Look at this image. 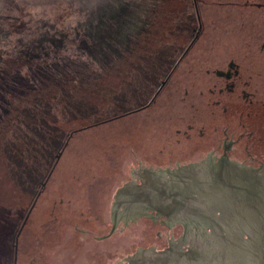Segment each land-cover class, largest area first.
<instances>
[{
  "label": "rangeland",
  "instance_id": "374dc122",
  "mask_svg": "<svg viewBox=\"0 0 264 264\" xmlns=\"http://www.w3.org/2000/svg\"><path fill=\"white\" fill-rule=\"evenodd\" d=\"M246 1L196 0L197 15L194 0H0V121L8 114L4 123L9 125L0 130V264H11L15 230L23 227L32 206L14 243H19L18 264H131L137 257L131 255L135 247H143L138 241L145 224L128 229L125 241L118 237L120 232L105 242L99 239L113 226L118 192L126 188L121 185L124 176L135 179L137 172L155 177L151 171L168 167L166 163L140 161L155 156L165 143L163 136L168 132L164 130L172 115L185 113L193 118L200 114L204 118L210 114L203 113L205 110L216 108L213 102L217 97L209 93L220 86L215 71H223L225 60L238 64L239 75L248 83L247 92L256 95V105H242L237 113L252 110L250 123L257 133L264 132V11L244 8ZM189 25L195 30L201 26L199 36L190 32ZM176 47L181 50L173 59L170 52ZM189 47L183 61L173 64ZM138 53L141 57L134 62L138 65L133 66L137 81H154L141 75L147 64L156 68L158 77L173 64L165 74L172 72L173 77L157 104L118 118L146 105L159 84L142 96L92 92L86 85L99 78L100 86L108 83L114 88L122 80L112 71L118 68L124 73ZM95 70L108 74L102 76ZM88 72L94 75L88 76ZM36 91L45 101L60 102L59 111L67 94L70 101L85 108L71 114L76 118L68 123L78 132H71L62 149L55 151L51 166H45L41 156L22 160L38 178L34 191L17 185L18 149L9 147L11 157L2 150L6 147L3 143L25 142L19 140L22 132L10 119V115H18L22 103L15 102L11 94L28 100L38 94L34 95ZM119 102L125 103L121 114L100 126L90 124L104 117L100 113L118 109ZM86 110L91 112L88 117ZM61 112L57 118L65 123L71 115ZM38 160V170L33 171ZM139 181L143 184L141 178ZM172 186L158 188L167 192L183 188L182 184ZM39 191L42 193L34 204ZM107 217L110 223H105ZM117 230L124 231L123 224L119 223ZM82 231H88L90 237L81 235ZM129 251L133 252L124 258ZM137 254L146 256L140 249Z\"/></svg>",
  "mask_w": 264,
  "mask_h": 264
},
{
  "label": "flooded vegetation",
  "instance_id": "af4514ba",
  "mask_svg": "<svg viewBox=\"0 0 264 264\" xmlns=\"http://www.w3.org/2000/svg\"><path fill=\"white\" fill-rule=\"evenodd\" d=\"M194 5L198 15L196 0ZM243 6L252 12L264 11V3H260L259 0H247ZM194 31L196 37L199 36L201 26L192 32ZM189 51L190 47L185 50L177 64L183 61L182 58ZM226 61L223 62V71H215L217 84L220 86L214 87L209 93L210 97H217L213 102L216 108L205 110L203 113L210 114L204 118H201L200 114L193 118L185 113H176L172 117L170 115L169 120L172 122L167 124L166 129L163 127L164 131L168 132L163 136L165 143L157 148L155 156L140 161L166 163L168 167L151 171L150 174L155 177H146L137 172L135 179H132V176H124L121 185L126 188L123 190L120 188L121 192L117 195L119 209L113 211L111 222L113 226L101 235L100 240L105 242L120 232L118 237L125 241L124 235L128 233V229L137 223H143L145 227L142 228L138 241V245L143 247L142 249L135 247L133 250L135 254L131 255L138 257L139 249L140 253L144 252L149 256L168 249L189 251L191 248L195 249L196 246L200 248L202 244L206 246L211 242L208 239L212 238V226L218 229L217 225L221 223L227 225L246 223V214L251 209L248 204L250 200H254L252 195L264 199V132L257 133V128L250 123L254 116L252 110L248 109L249 112L244 113L242 111L240 115L237 113L242 105L250 108L256 105V95L247 92L248 83L239 75L238 64L234 60ZM172 77V72L165 76L146 105L125 112L119 118L128 117L157 104ZM223 100H227L228 103ZM190 115H193V112H190ZM197 121L206 123L199 124ZM164 148L168 151L165 152ZM170 166L174 169H170ZM138 178H141L143 184L138 182ZM162 184L166 187L182 184L183 188L178 192H175L176 190L167 192L161 187V191L158 187ZM144 187L156 195L159 191L162 192L163 199L157 203H148L145 194L139 193ZM133 189H137L138 192ZM244 190H249V193L253 194L247 195ZM41 193L42 191H39V196ZM30 215L29 210L22 229ZM107 219L105 223H110V217ZM119 223L124 226L122 232L117 230ZM175 227H182V233L173 240L169 234ZM159 228L161 229L156 233ZM82 232L81 235L90 237L88 231ZM83 240L86 241L84 238ZM13 246L14 264L16 247L18 264L19 245L17 243ZM133 251H129L123 257L127 258L125 256ZM106 253L104 251V254Z\"/></svg>",
  "mask_w": 264,
  "mask_h": 264
},
{
  "label": "trees",
  "instance_id": "16d2710c",
  "mask_svg": "<svg viewBox=\"0 0 264 264\" xmlns=\"http://www.w3.org/2000/svg\"><path fill=\"white\" fill-rule=\"evenodd\" d=\"M188 27L190 29V32H192L193 26L189 25ZM179 50H181L179 47L178 48L176 47L175 49L174 48L171 49L170 53L173 59L175 57V54H177ZM132 51L134 52L135 50H133L132 48ZM125 54L126 53L123 54V57L126 56ZM154 55L155 54L153 53L150 57H153ZM138 57H141L140 53H138L136 58L132 60L133 64L131 66H129L128 64L125 66L126 70H124V73L122 69H120L119 71L118 68L112 71V73H115V76L119 75V79L122 80L120 84L118 85L115 84L114 88L108 83H105L104 85L102 84L100 86V82L98 78L96 82L87 83L86 85L87 87L88 86L92 87V89L90 88L87 90H90L92 92H94L93 90L105 91V92L119 91V93L127 92V94L134 95V96H138L139 94H141V96L146 95L147 91L152 90L162 81V79L165 77V74L167 73L169 68H171L172 65L175 64V62H177L174 60L172 65L165 67L166 68L165 70H161L160 73L162 75L159 77L155 75L156 68H154L150 64L144 65L143 66L144 69L143 70L141 69L142 70L141 75H143L145 79H150L154 81L142 84L141 82L137 81V79L135 78L137 73L133 69L134 64L138 65V63H134L135 61H137ZM147 57L150 58L149 55ZM109 67L113 68L112 65ZM103 70L104 69H102V71ZM95 71L98 74L100 72L98 70H95ZM102 71L99 75L105 76L108 74L107 71H104V73L102 74ZM121 73H123V76L120 75ZM89 75H94V73L88 72V76ZM55 84H58V83L55 82ZM87 87H85L84 90ZM37 93L38 91H36L34 95ZM11 96L14 98L15 102H18V104L22 103L20 110L17 113L18 115H10L11 116L10 119L13 125L14 123L15 125H17L15 128L19 129L22 132V134L19 137V140H23L25 142H23L24 144H22L21 141H18L16 145H14V141H12V144L3 143L6 147H5V150H2V152L6 153V157L7 156L11 157L10 153L7 151L9 147L15 146V148L18 149V153L17 152L15 153L18 154V157L21 160H20V163H17L18 167L16 169L17 185L21 188H32L35 191L38 178L32 176L31 174L32 172L26 169L22 160H25L26 158V162H27L30 156L31 158H33V160H36V158H39L41 156L45 163V166H48V165L51 166L53 159H54L53 155L55 151L62 149V146L66 143V139H68L69 134L75 130L74 128H71L72 124L68 123L69 120L72 121V119L74 120L76 118V116H73L71 114L78 110L85 108V106H80L77 101H70L72 98L69 96V94L64 95L63 96L64 104H63V109L61 111H64L65 116H69V115L71 116L69 119H66L65 123H61V120L57 118L60 115H62V112L59 111L58 109L60 102L56 104L54 99H49L48 101H45L42 97L41 92L35 95L34 97H32L33 99H28V100L27 99L20 100V96L14 93L11 94ZM53 97H56V95L53 94ZM14 100H11L10 103H13ZM124 101L125 102L127 101V97ZM119 103H120V106L118 109L110 113L109 112L100 113L99 115H104V117L101 116L102 118L91 120L92 122L90 124H95V125L97 124L96 126H100L112 120L111 118H113L114 115H117L119 113L121 114L123 112L122 109L125 103H121V102ZM8 113L10 114L11 112L8 111ZM90 113H91L90 111L86 112L87 117L89 116ZM5 116L8 117V114L7 115L5 114ZM7 117L6 118L4 117L3 121L2 120L0 121L1 131L6 130L9 126L7 123H4L8 119ZM52 125L55 126V129L52 128ZM74 132L76 133L78 131H74ZM14 137L15 136H14V131H13V138H12L13 140H14ZM43 146H44V150L41 151ZM39 163H40V160L36 162V165L34 166L33 171L38 168ZM21 227L19 229H16L15 230L16 232L14 233L12 248H11L12 249L11 264H14V246L13 245L15 243L16 238L18 237ZM18 257H19V254H18ZM18 263H19V259H18Z\"/></svg>",
  "mask_w": 264,
  "mask_h": 264
},
{
  "label": "water",
  "instance_id": "95a60500",
  "mask_svg": "<svg viewBox=\"0 0 264 264\" xmlns=\"http://www.w3.org/2000/svg\"><path fill=\"white\" fill-rule=\"evenodd\" d=\"M45 185L44 183L43 186ZM228 187L233 188L230 185ZM134 190L138 192L137 189ZM149 191H139L140 194H145L148 203H157L163 199L162 192L159 191L156 195L155 192ZM244 191L247 195L253 194L249 193V190ZM120 192L121 190L118 194ZM252 196L254 200H250L248 204L251 209L246 214V223H229L228 225L221 223L217 225L218 229L212 226V238L208 239L211 242L206 246L202 244V247L196 246L189 251L180 248V250L168 249L156 255L138 256L131 264H264V199ZM32 208L33 206L30 212ZM180 233H182V227H176L172 236L173 240H176ZM15 261L17 264V247Z\"/></svg>",
  "mask_w": 264,
  "mask_h": 264
}]
</instances>
